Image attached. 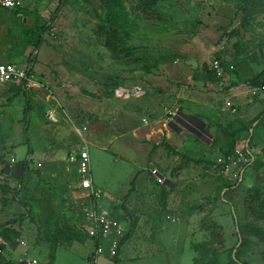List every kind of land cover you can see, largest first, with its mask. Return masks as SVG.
<instances>
[{
    "label": "rangeland",
    "instance_id": "374dc122",
    "mask_svg": "<svg viewBox=\"0 0 264 264\" xmlns=\"http://www.w3.org/2000/svg\"><path fill=\"white\" fill-rule=\"evenodd\" d=\"M58 5L25 0L22 10L0 11V65L13 63L31 81L0 85V264L25 250L48 264L46 236L57 222L79 241L59 244L54 264H89L97 246L89 201L64 160L83 146L79 131L108 209L126 234L136 223L120 260L99 264H195V245L215 243L217 232L220 264H237L234 215L264 229L252 210L255 194L264 200V121L254 122L264 90L251 84L264 72V0H66L51 22ZM44 27L36 49L29 32ZM236 128L245 131L228 157ZM249 238L239 262L264 264L263 242Z\"/></svg>",
    "mask_w": 264,
    "mask_h": 264
},
{
    "label": "built area",
    "instance_id": "2783aa9c",
    "mask_svg": "<svg viewBox=\"0 0 264 264\" xmlns=\"http://www.w3.org/2000/svg\"><path fill=\"white\" fill-rule=\"evenodd\" d=\"M24 2L25 0H0V11H16L24 7ZM211 70L219 78L225 75L219 60L213 62ZM22 80H27L28 85L31 82L27 78L26 72L21 71L13 63L0 65V85ZM262 90H264V86ZM119 91L121 96L125 94H128L127 97L131 95H143L140 88H120ZM79 135L82 138L83 146L75 148L64 160L77 167L80 175L77 189L81 190L84 193L83 196L89 201V232L97 243L95 250L90 255V264H99L98 260L100 257L109 259H115L117 257L119 246L123 239L122 237L126 235L125 226L120 218L114 214V211L108 209L106 205L107 194H104L95 187L91 178V155L87 140L83 138L81 131H79ZM237 155H239L241 159H244V154L241 150L237 151ZM118 239H120V243L117 242ZM21 243L26 245L24 241ZM111 243H118V245L111 246ZM106 244H109L110 247L106 248ZM22 264H40V261L37 258L30 257L25 259Z\"/></svg>",
    "mask_w": 264,
    "mask_h": 264
},
{
    "label": "trees",
    "instance_id": "16d2710c",
    "mask_svg": "<svg viewBox=\"0 0 264 264\" xmlns=\"http://www.w3.org/2000/svg\"><path fill=\"white\" fill-rule=\"evenodd\" d=\"M65 1L66 0H59V5L57 9L55 10L53 17L50 19L51 22L55 20L58 12L60 11L61 7L64 5ZM143 1H146V0H143ZM19 10H22V9H18L16 11H19ZM248 28H249V23L245 22V24H243L241 27V31H247ZM44 29L45 27L42 28L41 31L37 33L33 31L29 32V35L33 36L32 39H35L34 44H35L36 49L40 48V46L42 45V42H43L42 32L44 31ZM241 31L240 30L236 31L237 35L241 34L242 33ZM259 47L262 51L264 49V43H261ZM251 84L254 87L264 86V72L260 76H258L255 80L251 81ZM29 110H30V104L28 102L25 108V116H24V120L27 123V128H26L27 132H28ZM262 121H264V111H262L254 120V122L256 123L262 122ZM243 131H245V128H236L234 132L232 133L230 132V135H229L230 139L227 143V148L223 150V153L225 156L230 157V155H232L235 152V148L237 145V136L240 135ZM28 143H30V140ZM32 151L33 150H31V153ZM27 165H28L27 162H23V171L21 173L20 181H19L21 184L24 181V173L26 171ZM135 181H136V178L132 182L133 185L135 184ZM159 186L161 185L159 184ZM253 202H255V205H253V208H252L253 214L255 216L256 221H260L261 219H264V200L261 199L260 195L255 194ZM167 207H168V193L166 189L165 190L162 189V210L166 211ZM115 212L116 211H114V214H116ZM234 221L237 227L236 233L239 238V246L235 248L236 259H233L232 261L237 264H247L246 262H239V261H240V258L245 254L246 248L250 247L251 244L254 243L253 240L249 238V236L252 235V236L258 237L260 241L263 242L264 244V229L259 227L257 224H253V223L240 224L236 215H234ZM1 227L2 225H0V228ZM3 227L5 228L6 226H3ZM135 227H136V223H132L130 226L129 232L121 240L119 250H118V255L114 259L116 262L119 261L120 248H122V246H124L129 241V239L132 236V233L134 232ZM213 230L217 231L216 229H213ZM5 231L8 232L9 230H5ZM2 237L6 242L11 240L10 236L8 235L2 234ZM46 239L49 240L51 243L48 264H54V262L56 261L59 244L66 243V242H72V241H79V237L76 234H73V232L71 231V227L68 225H64L62 227L60 222L56 223L54 230L51 232L50 235L49 233L47 234ZM215 239H216L215 243L205 242L202 244L195 245V249L200 254V257L197 258L195 264H220V258L223 253L220 247H222V245L224 244V238L221 236L219 232H217ZM2 248H4V246L1 245L0 249Z\"/></svg>",
    "mask_w": 264,
    "mask_h": 264
},
{
    "label": "crops",
    "instance_id": "0c3cea01",
    "mask_svg": "<svg viewBox=\"0 0 264 264\" xmlns=\"http://www.w3.org/2000/svg\"><path fill=\"white\" fill-rule=\"evenodd\" d=\"M70 165H72V166H74V167H76L75 165H73V164H70ZM160 177V179H159V183H161V184H163V185H165V184H167L168 182H169V180L167 179V178H165L163 175L161 176H159ZM160 180H161V182H160ZM78 184H79V180H78ZM131 238H132V236H131ZM131 238L129 239V241L131 240ZM26 242L25 240H22L21 242ZM128 241V242H129ZM127 242V243H128ZM126 243V244H127ZM76 244L77 243H75V244H73V245H66V247L68 248V249H72L74 246H76ZM80 244V243H79ZM126 244L124 245V246H122V248H124L125 246H126ZM21 245H23L22 243H21ZM26 245H27V242H26ZM26 245H23V246H26ZM24 249V248H23ZM19 250V249H18ZM18 250L16 251V252H18ZM119 256H120V252H119ZM27 258H30L29 256H26V250H25V253L24 254H22L21 256H19V260H17V259H15V261L16 262H14V260H13V264H16V263H18V264H22V262L25 260V259H27ZM34 258V257H33ZM57 259V258H56ZM109 259V258H108ZM119 260H120V257H119ZM88 261H89V264H90V255L88 256ZM115 261V260H114ZM116 262V261H115ZM41 264V263H40Z\"/></svg>",
    "mask_w": 264,
    "mask_h": 264
}]
</instances>
